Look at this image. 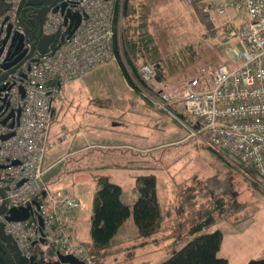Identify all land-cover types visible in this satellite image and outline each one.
<instances>
[{"label": "built area", "instance_id": "built-area-1", "mask_svg": "<svg viewBox=\"0 0 264 264\" xmlns=\"http://www.w3.org/2000/svg\"><path fill=\"white\" fill-rule=\"evenodd\" d=\"M6 1L9 9L0 21V206L5 204L6 211L0 214V224L4 223L5 233L16 242L22 256L34 258L31 264L36 245L44 248L40 251L45 254L38 256L39 264L55 263L59 254L96 264L86 245L74 242L70 234L84 204L69 192H50L44 181V159L51 147L54 111L65 85L115 59V8L119 5L121 9L126 0H60L42 25L43 36H59L55 49L35 52L4 69L8 54L21 38L23 50L30 52L33 34L41 27L38 16L21 15L22 0ZM216 3L220 15L231 17L226 40L237 41L241 47H233L236 65L211 68L184 88L164 87L157 103L164 109L166 104L178 105L190 137L203 139L209 147L253 169L264 190V0ZM209 8L213 9L207 6L204 10L208 14ZM78 14L79 26L69 37ZM237 17L240 25L233 21ZM139 66L141 78L152 84L155 67L143 61ZM11 69L15 70L9 72ZM28 206L32 207L29 219H6L12 208Z\"/></svg>", "mask_w": 264, "mask_h": 264}, {"label": "rangeland", "instance_id": "rangeland-1", "mask_svg": "<svg viewBox=\"0 0 264 264\" xmlns=\"http://www.w3.org/2000/svg\"><path fill=\"white\" fill-rule=\"evenodd\" d=\"M216 1H136L139 13L135 17L138 21L140 12L148 15L149 32L154 35L164 58L162 77L156 76L152 84L146 83L148 89L143 87L139 78H135L132 73V78L141 90L138 92L129 85L119 67L116 53L113 61L96 67L94 71L73 79L66 85L65 94L61 97L63 102L59 117L61 115L63 120L64 114L67 113L64 121L71 126V132L77 133L80 139L77 144L87 147L83 154L87 162L75 163L74 167L82 169L83 172H102L110 175L111 180L123 186L126 201L133 198L134 192H138L136 175L154 174L158 179L161 200L163 201L165 196L172 209L167 230L160 236L167 238L166 245L173 243L175 248L172 244L155 253L151 247H145L143 241L146 239L137 236V226L132 216L125 223L124 231L115 238L110 254L102 258L100 264L161 263L169 258L174 250L181 249L189 241L190 238H186L191 236L190 225L193 223L192 219L197 216L196 210L200 212L209 208L219 198H224L227 206L225 214H219L215 218L218 228L225 233L233 229L238 232L256 223L258 230H263V245L259 252H263V255L259 258L264 256V190L260 182L258 183L257 174L246 172L236 158L221 155L203 139L190 137L185 124H179L170 110H161L155 102L160 100L159 91L164 87L184 88L189 80L198 75L203 76L211 68L221 64L230 67L236 65L237 57L233 47L238 50L241 47L237 41L226 40V25L231 17L230 14L218 13ZM207 6L213 8H209L212 10L210 14L204 11ZM127 19L122 15L117 25L119 44H122L127 26L135 25L134 21ZM233 21L240 25L241 18L237 17ZM236 24L234 25L238 27ZM120 55L126 61L123 50ZM141 61L146 59L140 57L135 62L139 69ZM85 83L89 86L84 87ZM172 108L175 114L182 112L178 105ZM147 109L155 111L154 116H148ZM68 118L70 122L67 121ZM141 124L149 127L155 135L154 142L157 144H154L161 145L151 153L143 150L141 152L129 145L131 142L138 143L131 136V132H141ZM168 124H173L176 132L180 130L184 133L185 138L180 139L182 142L170 143L173 139L163 132ZM176 138L177 136L175 140ZM51 150L53 149L49 148L48 152ZM74 158L75 156H71L70 160L73 161ZM128 160H131L129 167H122ZM46 164L45 161L44 167ZM58 164H61L59 167H64L63 162L54 166L55 169L45 183L48 187V183L52 179L55 181L59 176ZM193 174L198 175L197 178H191ZM46 175L47 173L44 175L45 179ZM179 179H189L185 187H182L186 190L181 191L179 188ZM58 182L62 183V186L67 185L60 177L55 181ZM193 186H196L197 190L192 199L188 200L189 195L186 193H189ZM51 190L50 187L51 193L58 191ZM74 191L83 194L84 198H81L87 202L85 185L77 184ZM169 193L171 194L168 195ZM228 219L237 227L234 228ZM176 223V226L180 227L174 232L172 227ZM172 235H175V238H172Z\"/></svg>", "mask_w": 264, "mask_h": 264}, {"label": "trees", "instance_id": "trees-1", "mask_svg": "<svg viewBox=\"0 0 264 264\" xmlns=\"http://www.w3.org/2000/svg\"><path fill=\"white\" fill-rule=\"evenodd\" d=\"M136 1L137 0H126L121 6V9L119 5H116V34H118L117 25L119 23L120 13L124 15V18L127 17L128 21H134L135 25L127 26V29L124 31L122 44L118 43L117 36L115 40V53L116 56H118V64L119 67H121L123 76L127 79L129 85L139 92L141 89L135 83L131 73L135 78H139L143 87L147 89L148 87L143 78H141L140 69L135 64L136 60H139L140 57H144L146 61L143 62L154 66L156 76L162 77L164 71V65H162L164 58L159 46L155 42L154 35L149 32L148 15L145 13L141 14L140 12L138 21L135 17L139 13ZM8 9L9 4H7V1L0 0V21L3 14H5ZM122 50L126 61H124L120 55ZM166 106H168V108L164 109L159 105L160 109L163 111L170 110L173 118L178 121L179 124H183L181 121V117L183 116L182 112H176L175 114L172 110V107H175L174 105L166 104ZM221 155L227 156L224 152L221 153ZM221 160L224 161L223 158ZM130 162L131 161L123 163L122 167H129ZM240 165L246 172L248 171L255 175L253 169L241 163ZM91 174L96 181L95 195L91 203V239L89 242L81 243L85 244L87 249H89L96 264H100L101 259L110 254V249L114 246L116 234L130 217L133 216L134 223L137 226V236L139 238L147 240L166 229L164 222L169 218L172 209L170 207L168 210L162 208L161 201H159L158 179L154 174L145 173L144 175L138 174L135 176L138 196L132 205L123 201L124 191L119 183L111 181L110 178L102 172H94ZM197 176L198 175L193 174L191 178H197ZM179 180L181 181L177 184L182 191L184 189L182 187H185L184 185L189 179ZM196 190V186H193L189 193H186L189 195L187 196L188 200L192 199V195H195ZM172 205H174V203H172ZM226 206L227 203L224 202V198H219V200L209 208L200 212L196 210L198 212L197 216L192 219L193 223L190 225L189 234H191V239L180 250L173 252L169 258L161 261L159 264H228V260L219 255V251L223 245L224 232L220 229H216V231L213 232L208 231V229L215 224L216 216L225 214ZM177 218L179 217L177 216ZM228 221L230 220L228 219ZM230 222L233 224V221ZM176 225L177 223L172 227L174 232L180 227ZM172 236V238H175V235ZM73 241L81 244L75 239H73ZM41 249L44 248H41L40 245H36L33 250L36 257L34 264H39L38 256L42 255V257H44L45 255L40 251ZM48 253L51 258L54 257L52 251L48 250ZM0 264H14L13 253H11L7 243L2 240H0ZM248 264H264V256L262 258H252Z\"/></svg>", "mask_w": 264, "mask_h": 264}, {"label": "crops", "instance_id": "crops-1", "mask_svg": "<svg viewBox=\"0 0 264 264\" xmlns=\"http://www.w3.org/2000/svg\"><path fill=\"white\" fill-rule=\"evenodd\" d=\"M108 64V63H107ZM91 72V71H90ZM90 72L84 74L87 75ZM84 77V76H82ZM81 78V77H79ZM78 79V78H75ZM67 85V84H66ZM66 85L64 87L63 90V95L65 94V90H66ZM88 87L89 84H84V87ZM62 95V96H63ZM62 100V99H61ZM62 101L58 102L57 107L54 111V119L53 122L51 124V131H50V138H51V151H49L47 153L46 156V160L44 159V161L47 162V164L45 165V173H47L46 175V180L48 179L49 175L52 173V171L55 169L54 166H56L57 163L59 162H63L64 163V167H59L61 166V164H58L57 166L59 167L58 170V179L59 177L61 179H64L65 183H67L66 186H62L63 184L58 182L55 183V181L57 180V178L55 179V181H52L50 183H48L49 188L51 187L52 190L51 191H56V189L58 190H64V191H68L69 193L75 195L76 197L80 198L82 203L84 204V208L82 210H80L76 217H75V222L74 225L71 227V235L73 237V239H75L77 242H89L90 241V223H91V213H92V200L94 198L95 195V190H96V181L94 180L93 175L91 174V172H83L82 169L80 168H75V163H85L87 162L86 157L83 155L85 150H86V145L82 146L80 144H77V142H80V139L77 135V133L75 132H71L70 128L71 126H68L67 123L64 121V119L66 118V114L64 115V119L61 120V115L59 117V110L60 107L62 105ZM148 107V106H147ZM146 109V108H145ZM147 115L148 116H154L155 111H152V109H147ZM67 121H71L69 118L67 119ZM136 124V123H135ZM121 126V124H120ZM142 126V124H141ZM164 133H168V137H171L173 144H176L177 142H182L180 139H184V133L181 132L180 130H177L176 132V127L173 126V124H168L164 131ZM131 136H133L136 141L138 143H130L129 145L139 149V151L143 150V151H147L148 153L153 152L152 150H154L155 148H158L161 145H155L157 143L154 142V138L155 135L152 134L151 130L149 129V127L147 126H142V131L139 132L138 134L132 130L131 132ZM175 136H177L176 141L175 140ZM176 141V142H174ZM179 142V143H180ZM155 143V144H154ZM100 145V144H99ZM167 145V144H164ZM162 145V146H164ZM142 152V151H141ZM71 156H75V158L73 159V161H71ZM135 159V158H133ZM132 159V160H133ZM131 161V160H128ZM127 161V162H128ZM73 163V164H72ZM72 164V165H71ZM71 166V168H70ZM51 167V168H50ZM53 167V168H52ZM105 174V173H103ZM56 175V174H55ZM107 175L110 180L111 177L108 174ZM67 176V178H66ZM90 176V177H88ZM55 177V176H54ZM113 181V180H111ZM116 182V181H115ZM77 184L79 185H85L86 187V201L83 200L84 196L83 194H78L76 193V191H74V188H76ZM122 186V185H121ZM123 188V186H122ZM124 191V188H123ZM125 191L123 194V201H125L126 203L132 205L136 199V196H138V192H134L133 193V198L131 200L126 201V195H125ZM171 193H169L168 195H170ZM83 197V198H81ZM169 197V196H168ZM166 197H163V201L161 200V196H160V190H159V201H161L162 204V208L164 210H168L169 207H171V205H169L166 201ZM133 201V202H130ZM89 204V206H88ZM91 204V205H90ZM91 206V210L89 211V208ZM127 222V221H126ZM125 222V223H126ZM168 219H166V221L164 222V226L166 227L165 230H167L168 227ZM233 225V224H231ZM219 226L215 224H213L212 227H210L208 229V231L213 232L216 231V229ZM234 228H236V225H233ZM125 228V224L124 226L120 229V231L116 234L115 238L118 237L120 235V233H122V231H124ZM233 229V228H230ZM165 230L160 231L159 234L148 238L147 240H144V246L145 247H151L152 251L155 253L160 252V250L166 249L167 247H170L173 243L166 245V242L168 241L167 238H161V234H163L165 232ZM221 230V229H220ZM222 231V230H221ZM223 232V231H222ZM190 238L191 236L187 237L186 239ZM189 239V240H190ZM163 240H165V242L163 243ZM263 230H258L256 223L253 226H249L241 231H235L234 229L232 231H229L227 233L224 232V239H223V245L221 247V250L219 251V255H221L222 257L226 258L228 260V264L232 263V264H248V262L252 259V258H259L260 256L263 255L262 253H259L260 250L262 249V245H263ZM155 247V249H153V247ZM172 246H174V248L176 247L175 244H173ZM180 250V249H179ZM177 250H174L173 252H175ZM143 264V263H142Z\"/></svg>", "mask_w": 264, "mask_h": 264}, {"label": "water", "instance_id": "water-1", "mask_svg": "<svg viewBox=\"0 0 264 264\" xmlns=\"http://www.w3.org/2000/svg\"><path fill=\"white\" fill-rule=\"evenodd\" d=\"M60 0H22L21 2V8L20 13L24 17H33L35 18L38 16V23L41 26L38 34H33V37H35L34 43L31 44V51L27 52L28 49L23 50L24 47V39L21 38V40L17 43L14 52L11 54V52L8 54V57L6 58V63L4 65L5 68H10L16 63L23 62L24 59H27L28 57H31L34 55L36 51H40L42 54H45L49 52V50L55 49L58 41L59 36H43L42 35V25L44 24L46 17L48 15V12L54 7L59 4ZM26 4L25 9H22L23 6ZM66 7V4L62 5V10H64ZM28 12V14H27ZM81 17L78 14L77 15V21L75 22L74 28H71V31L69 32V37H71V34L75 31V29L79 26V21ZM12 27L9 26V33L11 31ZM8 35L5 37V42L9 39ZM63 39V38H62ZM16 38L13 39V42H15ZM30 41V39H28ZM13 56H16L14 60H11ZM15 69H11L9 72H13ZM6 76V75H5ZM36 206H38V202H34ZM32 207L28 206L26 208L22 207V209L12 208L10 211H8V214L6 216V219L10 222L12 221H23L29 219L30 211ZM6 211L5 204H2L0 206V214L4 213ZM42 223V220H41ZM0 240L3 242H6L7 245L10 248L11 253H13V259L14 264H31V262L34 260L24 258L21 254V252L18 249V246L14 240L11 239L10 236H8L4 231V223L0 224ZM86 264L83 261H78L74 256H64L59 254V261L57 263L52 264Z\"/></svg>", "mask_w": 264, "mask_h": 264}]
</instances>
